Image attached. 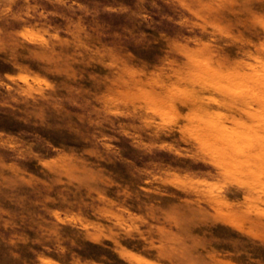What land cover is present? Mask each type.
Segmentation results:
<instances>
[{"label":"rangeland","instance_id":"374dc122","mask_svg":"<svg viewBox=\"0 0 264 264\" xmlns=\"http://www.w3.org/2000/svg\"><path fill=\"white\" fill-rule=\"evenodd\" d=\"M0 264H264V0H0Z\"/></svg>","mask_w":264,"mask_h":264}]
</instances>
